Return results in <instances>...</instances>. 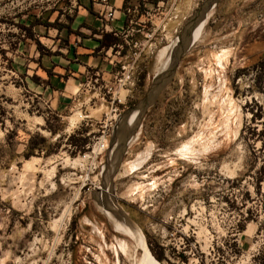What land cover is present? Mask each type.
Instances as JSON below:
<instances>
[{
    "label": "rangeland",
    "instance_id": "374dc122",
    "mask_svg": "<svg viewBox=\"0 0 264 264\" xmlns=\"http://www.w3.org/2000/svg\"><path fill=\"white\" fill-rule=\"evenodd\" d=\"M74 3L0 0V264H131L119 245L129 238L119 230L122 218L141 226L162 264H261L264 77L256 79L264 0L182 7L190 15L180 31H164L153 50L156 62L145 78L151 84L156 69L157 94L145 112L134 98L112 102L118 84L94 98H104L103 105L86 99L96 91L90 88L63 111L54 92L33 80L40 52L23 26L58 10L72 15ZM159 6L150 15L170 9ZM250 12L253 25L235 23V14L245 19ZM192 17L191 37L198 36L183 50ZM34 33L51 43L54 30L35 26ZM136 75L126 89L137 86ZM105 129L107 149L93 153ZM80 131L88 137L83 151L68 142ZM39 136L50 152L37 148L25 157Z\"/></svg>",
    "mask_w": 264,
    "mask_h": 264
},
{
    "label": "crops",
    "instance_id": "0c3cea01",
    "mask_svg": "<svg viewBox=\"0 0 264 264\" xmlns=\"http://www.w3.org/2000/svg\"><path fill=\"white\" fill-rule=\"evenodd\" d=\"M110 1L117 9L116 16L112 19L105 16L104 6L99 0H79L76 12L72 14V32L67 27L44 26L49 31L54 30V33H50L51 43L43 42L46 50L39 54V68L35 70V74L47 81L39 84L54 92L53 100L63 111L71 106L77 95L87 97L90 88H95L96 91L91 90V94L86 99H92L94 104L101 102L103 105L104 98L99 97L97 100L94 98H97L103 88L117 85L116 79L120 74L121 65L132 58V48L128 43L142 41L145 39L146 31L158 28L151 46L137 62L135 68L137 86H133L131 90L120 88L124 102L131 104L135 101L134 103L140 105V112L153 107L157 94L156 69L151 84L149 81L146 82L145 75L151 71V67L156 62V56L152 53L161 41L159 36L163 35L164 31L168 34L180 31L183 21L190 15V12L181 8L194 7L199 2V0H158L155 4L151 0ZM214 1L200 0L202 6L208 8L214 5ZM219 2L223 3L224 0ZM161 4H166L169 8L173 6L166 13L164 12L161 18H157L155 14L150 15L152 8ZM130 5L131 10L128 11ZM64 15L58 10L54 16L48 18L51 21L58 18L59 21L67 23ZM234 20L237 25L243 24L244 21L249 26L254 24L252 12L245 19L237 13ZM219 54H222V51ZM141 72L142 79L139 78ZM178 74L179 65L177 71L167 75L169 76L167 81H172ZM165 78L159 81L162 82ZM167 81L162 82L161 85ZM123 91H125L124 95H122ZM92 108L94 112L99 110L93 105ZM129 110L128 107L126 112L128 113Z\"/></svg>",
    "mask_w": 264,
    "mask_h": 264
},
{
    "label": "built area",
    "instance_id": "2783aa9c",
    "mask_svg": "<svg viewBox=\"0 0 264 264\" xmlns=\"http://www.w3.org/2000/svg\"><path fill=\"white\" fill-rule=\"evenodd\" d=\"M99 2L104 6L106 17H108L109 19H112L116 16L117 9L115 6H113L110 0H99ZM172 6L173 5H171L170 8H172ZM159 7L160 6H158V8ZM75 8H76V3L71 5L69 11L72 13L74 12ZM127 10L128 11L131 10V5L127 8ZM159 29H160V25H159ZM157 30L158 28H153L149 31H146L145 39L142 41H133V42L130 41L128 43L132 48V53H131L132 58L130 61L125 62L121 65L120 74L117 76V79H116V83L118 84L119 88H122V87L125 88V86H127L128 83L131 81L132 73L136 68L138 60L143 56L145 51L149 49V47L151 46ZM116 99H118L119 102L122 101L120 92L117 95V97L113 98L112 102H115ZM117 110H118V107L113 108V111L117 112ZM116 114L117 113H115L114 115ZM117 116L115 117V119L117 118ZM110 127L113 128V125H111ZM108 131L109 130L107 129L102 131V135L98 137V139L96 140V142L94 143L92 147L93 153H96V152L101 153L102 151H105L107 149L109 136H110V132Z\"/></svg>",
    "mask_w": 264,
    "mask_h": 264
},
{
    "label": "trees",
    "instance_id": "16d2710c",
    "mask_svg": "<svg viewBox=\"0 0 264 264\" xmlns=\"http://www.w3.org/2000/svg\"><path fill=\"white\" fill-rule=\"evenodd\" d=\"M151 2L156 4L158 2V0H151ZM141 3H143V2H141ZM141 7H142V4H141ZM65 16L67 19V23L59 21L58 18L55 19L54 21H51V20H49L48 17L40 16V17H36L30 25H27V26L24 25L23 26L25 28V30L27 31V36L34 38L35 43H36L41 54L46 50V47L39 38L35 37L34 27L35 26H45V27L55 26L58 28L67 27L68 30L70 32H72L71 21L73 20V15L66 13ZM76 32H78V31H76ZM259 70L260 71L258 72L257 79H256L257 81H259V78L264 77V59L261 60L259 63ZM49 72H50V70H49ZM32 76H33L32 77L33 80L37 83H46L47 82L46 80L41 79V77H39L36 74H33ZM262 89L264 91V86ZM51 131L54 134L57 132L56 130H53V129H51ZM80 132H76V133L71 134L69 139H68V142L72 145L78 146V148H80V150L83 151L84 147H85V143L88 142V137L83 135L82 134L83 132H81L82 136H80L79 135ZM37 139H38L37 141L34 139H30V141L27 144L26 149L24 151L25 157H27V158L30 157L35 152V150L37 148L41 149V150L44 149L46 153L50 152L49 146L46 145L48 139H46L44 136H39V137H37ZM262 250H264V247L262 248ZM155 255L158 259L162 258V254L155 253ZM256 257H258V255H256L255 258ZM261 264H264V256L262 257Z\"/></svg>",
    "mask_w": 264,
    "mask_h": 264
},
{
    "label": "bare ground",
    "instance_id": "6f19581e",
    "mask_svg": "<svg viewBox=\"0 0 264 264\" xmlns=\"http://www.w3.org/2000/svg\"><path fill=\"white\" fill-rule=\"evenodd\" d=\"M204 21L205 19H203V17L199 19V31H201ZM197 36L198 34L191 37V41L196 39ZM172 40L173 37L170 38L168 43H170ZM79 119L80 118H75L72 124L75 126ZM135 165H137L136 162ZM119 230L126 234V237H129L128 239H119V245L121 250L127 254L131 264H162L151 252L143 229L135 221L128 218H122ZM139 251L140 254L138 253Z\"/></svg>",
    "mask_w": 264,
    "mask_h": 264
},
{
    "label": "water",
    "instance_id": "95a60500",
    "mask_svg": "<svg viewBox=\"0 0 264 264\" xmlns=\"http://www.w3.org/2000/svg\"><path fill=\"white\" fill-rule=\"evenodd\" d=\"M197 19L196 17H192L186 24V26L183 29V40L185 41L183 44V50L187 47L189 48L193 42L190 40L191 36H192V32H193V28L195 26V24L197 23ZM204 19V18H203Z\"/></svg>",
    "mask_w": 264,
    "mask_h": 264
}]
</instances>
